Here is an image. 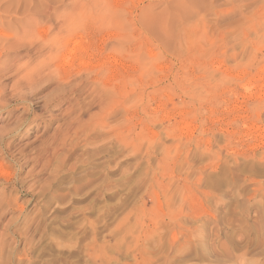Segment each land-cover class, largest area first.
<instances>
[{
	"label": "rangeland",
	"instance_id": "1",
	"mask_svg": "<svg viewBox=\"0 0 264 264\" xmlns=\"http://www.w3.org/2000/svg\"><path fill=\"white\" fill-rule=\"evenodd\" d=\"M0 264H264V0H0Z\"/></svg>",
	"mask_w": 264,
	"mask_h": 264
},
{
	"label": "bare ground",
	"instance_id": "2",
	"mask_svg": "<svg viewBox=\"0 0 264 264\" xmlns=\"http://www.w3.org/2000/svg\"><path fill=\"white\" fill-rule=\"evenodd\" d=\"M96 6V2L94 3V7ZM91 8H92V6H91ZM105 23V22H104ZM108 24V23H107ZM77 28V25H74V23L72 24V23H68L65 27H64V32L65 33H69V32H72V31H75V29ZM67 35V34H66ZM65 35V36H66ZM48 36V35H47ZM68 36V35H67ZM46 37V36H45ZM64 37V36H63ZM50 38H51V36H50ZM59 38V37H58ZM58 38H56L55 37V39H58ZM46 39H48V38H46ZM46 39H44L45 41H47ZM53 40V37L50 39V40H53V42H55V41H57V40ZM62 40V39H61ZM61 42V41H60ZM59 42V43H60ZM64 41H62V43H63ZM47 43V42H46ZM52 43V42H51ZM61 43V44H62ZM67 43H68V41H66L65 42V44L67 45ZM53 45V44H52ZM59 45V47H61L60 46V44H58ZM56 46V45H55ZM59 47H58V49L57 50H59ZM63 47V46H62ZM61 47V48H62ZM63 49V48H62ZM65 49V48H64ZM60 51V50H59ZM70 51V50H69ZM66 52V51H65ZM71 52H73V50L71 49ZM63 53V52H62ZM68 53V52H67ZM70 53V52H69ZM68 53V54H69ZM65 54V53H64ZM59 55V54H58ZM66 55V54H65ZM72 55V54H71ZM62 57H63V55H62ZM58 57H56V59H57ZM61 58V57H60ZM67 58V57H66ZM64 59V58H63ZM68 59V58H67ZM72 60V59H71ZM67 64V63H66ZM93 66V65H92ZM91 66V67H92ZM99 67V66H98ZM95 69V68H94ZM81 71V70H80ZM86 72V71H85ZM97 72V71H96ZM95 74V73H94ZM96 75V74H95ZM112 86V85H111ZM111 86H108V87H111ZM111 88H114V86H112ZM113 90V89H112ZM114 92V91H113ZM120 92V91H119ZM104 94L107 96V103H109V102H111V101H113L112 99V93H111V91L109 90V89H107V87H106V89H105V91H104Z\"/></svg>",
	"mask_w": 264,
	"mask_h": 264
}]
</instances>
